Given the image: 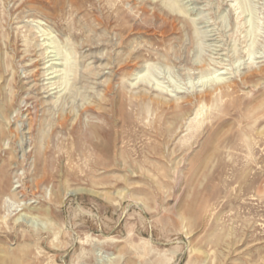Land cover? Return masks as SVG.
I'll list each match as a JSON object with an SVG mask.
<instances>
[{
	"label": "rangeland",
	"instance_id": "1",
	"mask_svg": "<svg viewBox=\"0 0 264 264\" xmlns=\"http://www.w3.org/2000/svg\"><path fill=\"white\" fill-rule=\"evenodd\" d=\"M0 255L264 264V0H0Z\"/></svg>",
	"mask_w": 264,
	"mask_h": 264
},
{
	"label": "bare ground",
	"instance_id": "2",
	"mask_svg": "<svg viewBox=\"0 0 264 264\" xmlns=\"http://www.w3.org/2000/svg\"><path fill=\"white\" fill-rule=\"evenodd\" d=\"M169 10L170 11H172V12H175V11H179V12H181V10H179V8H177V6H174V5H172V4H170L169 5ZM183 13V12H182ZM50 62H52V61H50ZM47 63H49V61L47 62ZM47 63H45V64H47ZM52 67H50L51 68V70L50 71H53V73H51V74H47L48 73V71H46V72H44L43 74L45 75V76H50V75H56L57 73H59L60 71H55L57 68L56 67H60L59 65H57V64H52L51 65ZM59 76H53V77H51V78H48V79H45V80H53V79H56V78H58ZM50 84V83H49ZM51 86H54V84L53 85H51ZM44 89H45V87H43ZM51 91H53V89H49V87L46 89V93H50ZM26 113H27V115H28V118H29V121L31 122V123H33L34 122V120L38 117V113H39V106H34L33 108H29V109H27V111H26ZM69 121V118L67 117V122ZM64 124V123H63ZM62 124V125H63ZM33 128H34V126L33 125H30L29 124V132L30 133H32V131H33ZM205 178H207V177H205ZM205 180V179H204ZM106 196H107V198L109 199L110 198V195L109 194H106ZM196 210V209H195ZM195 217V216H194ZM181 219H182V221H183V223L184 222H186L187 220H186V218L185 217H181ZM194 219V218H193ZM193 222V221H192ZM194 223V222H193ZM0 264H12V262H9V260H8V258H4L3 256H1L0 255Z\"/></svg>",
	"mask_w": 264,
	"mask_h": 264
}]
</instances>
